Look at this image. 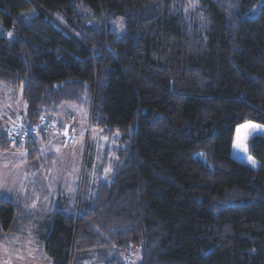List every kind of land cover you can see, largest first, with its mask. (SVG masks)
Listing matches in <instances>:
<instances>
[{
  "label": "trees",
  "instance_id": "1",
  "mask_svg": "<svg viewBox=\"0 0 264 264\" xmlns=\"http://www.w3.org/2000/svg\"><path fill=\"white\" fill-rule=\"evenodd\" d=\"M0 27L26 125L89 106L118 160L51 214L0 199V243L33 227L50 264H264V135L256 167L232 156L238 126H264V0H0ZM20 147L36 164L37 138L0 125V150Z\"/></svg>",
  "mask_w": 264,
  "mask_h": 264
},
{
  "label": "rangeland",
  "instance_id": "2",
  "mask_svg": "<svg viewBox=\"0 0 264 264\" xmlns=\"http://www.w3.org/2000/svg\"><path fill=\"white\" fill-rule=\"evenodd\" d=\"M185 1L187 2L190 10L195 9L198 6V0ZM253 11L254 9L250 10V14ZM113 29L117 32V34H120L123 29L121 22H118L116 27ZM4 33L5 31L0 27V34ZM25 109L26 104L22 97L21 90H14L0 84V125L4 128L6 125L11 124V122L17 117H22L25 113ZM6 110L12 111L11 114H13V117L8 118L9 115L6 113ZM5 117L7 118L5 119ZM42 119L55 121L56 125H53L54 128L52 131L46 130L45 132H42L38 130V132H36L35 138H37L39 146L37 147L38 157L36 159V165H39L40 174L37 176L38 178L35 177V193L31 195L32 190L29 189L30 192L28 191L26 194L24 203H27L26 208L28 209L40 212L42 211L45 214H51L53 210L57 208L55 205L59 197L73 200V198L80 194V184L83 180L85 181V191L87 189L90 191L93 190L99 181H107L118 164V160L115 157V152L112 151L110 155L111 158L106 162V164L103 161L107 138L101 128L95 127L92 124L89 106L78 107L75 105H66L59 110L56 116H43ZM247 123L259 126L258 128L247 130L248 139L252 135H264V126L252 122ZM36 126V124L33 125V127ZM65 128H67L66 130L69 135L75 137L71 146H65L57 137H55V135L58 136V133L61 132V130L63 131ZM237 128L235 137L237 134ZM13 150L22 152L27 158V151L22 147L17 149L14 148ZM232 156L252 167L249 163V155L247 152L245 153L232 147ZM252 160L254 159L252 158ZM255 163L256 165L258 164L257 161H255ZM102 165L104 166V169L102 168ZM19 169L20 167L17 168V174L14 173L13 170L11 171L13 172V177H18ZM19 187L20 184L17 183L15 191H7L9 194H12L4 196V199L20 201L22 197L17 191ZM25 239L33 243L34 249L38 248L39 243L37 244L35 239L34 228H31ZM40 247L42 250V245H40ZM27 249L26 251L32 250V248ZM41 252L43 253V251ZM42 253H40V256L45 257ZM131 258L134 262L132 263V261H130V264H137L140 261L141 251L139 248H135L133 250ZM47 261L48 262L46 263L44 261V264H49L48 259ZM74 264L101 263L100 259L97 258L96 255H91L84 261L75 259Z\"/></svg>",
  "mask_w": 264,
  "mask_h": 264
},
{
  "label": "crops",
  "instance_id": "3",
  "mask_svg": "<svg viewBox=\"0 0 264 264\" xmlns=\"http://www.w3.org/2000/svg\"><path fill=\"white\" fill-rule=\"evenodd\" d=\"M6 113L9 115L8 118L13 117V114H11L12 111L6 110ZM6 118L7 117H5V119ZM19 167V178L16 176L13 177V172L11 171L13 170L14 173L17 174V168ZM39 174V165L30 164L22 152H17L13 149L9 151H0V199L7 200L4 199V196L12 194H9L7 191L12 190V192H14L16 189V184L18 183L20 184V187L17 189V191L22 198L20 201H14L20 203L26 212L40 213V211L26 208L27 203H24L25 196L29 189L32 190L31 195L35 193V177L39 176ZM57 204L58 203H56L55 207H58ZM25 237L26 236L17 235L5 243H0V264H44V261L45 263L48 262L45 258L46 256H40V253H42L41 251L43 250L40 249L41 244L39 241L35 238L37 244L39 243L40 245L38 244L39 249H34L33 243L31 241H27ZM27 248H32V250H28ZM26 249L28 251H26ZM42 254L44 256V253Z\"/></svg>",
  "mask_w": 264,
  "mask_h": 264
},
{
  "label": "built area",
  "instance_id": "4",
  "mask_svg": "<svg viewBox=\"0 0 264 264\" xmlns=\"http://www.w3.org/2000/svg\"><path fill=\"white\" fill-rule=\"evenodd\" d=\"M56 125L55 121H51L48 119H42L39 121L36 127L26 125V122L21 117H17L11 124L6 125L4 127V133L7 137V140L10 142L11 145H22L29 138H35L36 132L46 131V130H53V125ZM67 128L63 131L58 133V136L55 135L65 146H71L75 137L69 135L67 133ZM68 135H67V134Z\"/></svg>",
  "mask_w": 264,
  "mask_h": 264
},
{
  "label": "snow or ice",
  "instance_id": "5",
  "mask_svg": "<svg viewBox=\"0 0 264 264\" xmlns=\"http://www.w3.org/2000/svg\"><path fill=\"white\" fill-rule=\"evenodd\" d=\"M9 35H11V33H9ZM258 125H254L251 123H245L243 125H240L237 128V134L236 137L234 138V143H233V147L239 149L242 152H247V139H248V129H252V128H258ZM249 163L252 165V167H256V163L254 160H252L251 156L248 157Z\"/></svg>",
  "mask_w": 264,
  "mask_h": 264
}]
</instances>
